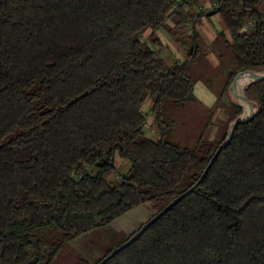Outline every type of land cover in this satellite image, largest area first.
Segmentation results:
<instances>
[{"label": "trees", "instance_id": "trees-1", "mask_svg": "<svg viewBox=\"0 0 264 264\" xmlns=\"http://www.w3.org/2000/svg\"><path fill=\"white\" fill-rule=\"evenodd\" d=\"M198 1L0 0V264H57L69 242L133 219V233L74 264H264V78L244 86L252 116L214 158L226 134L187 149L163 128L166 104L192 99L201 16L220 17L215 42L229 34L231 79L264 72V0H215L212 12L193 14ZM188 21L185 59L168 63L155 32L176 37ZM241 113L237 105L230 122Z\"/></svg>", "mask_w": 264, "mask_h": 264}, {"label": "rangeland", "instance_id": "rangeland-1", "mask_svg": "<svg viewBox=\"0 0 264 264\" xmlns=\"http://www.w3.org/2000/svg\"><path fill=\"white\" fill-rule=\"evenodd\" d=\"M216 6L217 2L215 0L198 1L190 10L193 14H205L212 12ZM205 18L209 19L203 22L201 19ZM167 21H169L170 26ZM203 23L207 32L215 34V36L211 40V37L202 32V54H200L198 61L191 63L189 66V74L195 79L192 88V99L178 106L169 102L163 111V128L167 132V139L180 148L196 149L200 141L203 140L213 143L219 142L225 134L227 135L228 126L232 122H230V119L236 106H241L242 111V105L246 108V104L239 97L242 91L238 94L231 88L234 78L231 79L229 73L235 68L234 56L230 47L223 41V39H228L225 34V32L227 34L228 32L224 30L225 37L215 42L218 31L223 30L220 17L217 14L209 17L203 15L198 19L197 26L201 27ZM166 25L173 27L174 23L168 18ZM182 31H184V34L176 37H172L165 28H159L155 32L159 37V44H155L153 47H155L158 56L168 63H171L172 60L184 61L189 50V46L182 44V41L186 42L188 40L186 36L191 35L190 21L186 23ZM149 34L150 30H145L140 35V39L152 46L153 44L149 41ZM250 81L252 80L250 79L244 83L241 90H244V86ZM141 113L145 115L143 123L145 134L151 137L155 134L156 128L148 97L141 107ZM115 164L121 172L126 167V160L116 156ZM142 212L139 211L140 217ZM145 214L150 215L147 211ZM130 215L131 217L132 215L137 216L138 213L133 212ZM136 227L137 225H134L132 221L128 223L115 221L107 226L97 228L91 233L83 234L78 239L68 243V248L57 264H74L76 255L92 262L102 255L107 248L116 245L129 233H133Z\"/></svg>", "mask_w": 264, "mask_h": 264}, {"label": "water", "instance_id": "water-1", "mask_svg": "<svg viewBox=\"0 0 264 264\" xmlns=\"http://www.w3.org/2000/svg\"><path fill=\"white\" fill-rule=\"evenodd\" d=\"M241 74H248V75H251V80H256V79H262L264 78V72L263 71H241V72H238L236 74V76L234 77L233 79V82L231 83V88L236 91L238 93V90H237V81H238V77L241 75ZM239 94V93H238ZM239 97L240 99L246 104V108H244V106L242 105L243 107V111H242V114L237 117L235 120H233L229 126H228V130H227V135H226V138L224 140L223 143L220 144V146L218 147L217 151L215 152L213 158L217 155V153L219 152V150L226 145V143L229 141L230 137H231V132H232V129L234 127L235 124L239 123V122H242V121H245L247 120L248 118H250L252 116V107H251V104L250 102L248 101V99L246 98L245 94H244V90L242 89V93L239 94ZM212 158V160H213ZM204 175V174H203ZM201 179V178H200ZM199 179V180H200ZM194 187V186H193ZM193 187H191L188 191L182 193L181 195H179L176 199H174L170 204H168L162 211H160L158 214H156L155 216H153L152 218H150L147 222H145V224L135 233L133 234L126 242H124L123 244H121L118 248L114 249L110 255H113L114 253H116L120 248L126 246L127 244L131 243L134 239H136V237L151 223L153 222L155 219H157L161 214H163L167 209H169L172 205H174L177 201H179L184 195H186V193H188L189 191H191L193 189ZM106 259V258H105ZM104 259V260H105ZM103 260V261H104ZM102 261V262H103ZM100 262V263H102Z\"/></svg>", "mask_w": 264, "mask_h": 264}, {"label": "crops", "instance_id": "crops-1", "mask_svg": "<svg viewBox=\"0 0 264 264\" xmlns=\"http://www.w3.org/2000/svg\"><path fill=\"white\" fill-rule=\"evenodd\" d=\"M203 17V16H202ZM207 17H209V16H207ZM198 19H200V18H198ZM198 19H197V21H198ZM207 19H209V18H205V19H201L203 22L204 21H206ZM197 21L195 22V29L197 30V32L199 33V35L201 36V38L203 39V33L202 32H205V34H207V36H209V37H211V40H212V38H214V36H215V34H211V33H208L207 32V30H206V28H205V25H204V23L202 24V26L200 27V26H197ZM169 23V21H167V24ZM169 25V24H168ZM170 26V25H169ZM172 26V25H171ZM161 29V28H160ZM163 30V29H162ZM166 32V31H165ZM225 34H226V36H227V38L229 39V34H227L226 32H225ZM157 35V34H156ZM158 36V35H157ZM159 38V37H158ZM153 48H155V47H153ZM194 85V84H193ZM144 213H145V210H144ZM142 214H143V212H142ZM133 223H134V225H137L138 224V222H137V220H135V219H133V221H132Z\"/></svg>", "mask_w": 264, "mask_h": 264}, {"label": "bare ground", "instance_id": "bare-ground-1", "mask_svg": "<svg viewBox=\"0 0 264 264\" xmlns=\"http://www.w3.org/2000/svg\"><path fill=\"white\" fill-rule=\"evenodd\" d=\"M251 75H248V74H241L239 77H238V81H237V90L238 92H241V88L242 86L244 85V83H246L248 80L251 79L250 77ZM246 107V105H245Z\"/></svg>", "mask_w": 264, "mask_h": 264}]
</instances>
